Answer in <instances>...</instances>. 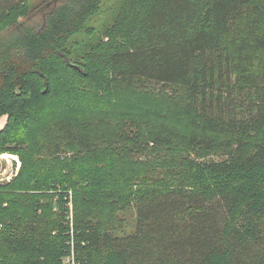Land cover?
Returning <instances> with one entry per match:
<instances>
[{
	"label": "trees",
	"instance_id": "obj_1",
	"mask_svg": "<svg viewBox=\"0 0 264 264\" xmlns=\"http://www.w3.org/2000/svg\"><path fill=\"white\" fill-rule=\"evenodd\" d=\"M103 1L0 39V153L21 161L0 264H62L70 243L81 264H264V0H117L94 27ZM29 2L0 0V35Z\"/></svg>",
	"mask_w": 264,
	"mask_h": 264
},
{
	"label": "rangeland",
	"instance_id": "obj_2",
	"mask_svg": "<svg viewBox=\"0 0 264 264\" xmlns=\"http://www.w3.org/2000/svg\"><path fill=\"white\" fill-rule=\"evenodd\" d=\"M60 1L61 0H30L28 14L24 17H20L18 22L16 24H14L12 27L11 26L6 27L0 35V39H2V40L7 39L9 34L18 28L16 26L19 23H20L19 27H21V25H26V26H31V27H39L44 20V16H45L46 12H48L54 5H56ZM116 1L117 0H104L103 5H102V9H101V11H102L101 14L96 16L92 20L91 25L94 27H100V28L106 27L108 25V23L110 22V19L112 16L111 11H113L112 9H113V6L116 3ZM54 74L59 76V77L64 76L63 72H61L60 70L54 71ZM145 89H149L150 91L157 93L161 89V87L157 86V84H152V85L145 87ZM126 120H130V119H127V116L125 114H122L119 122H123V124H125ZM131 122H135V121H131ZM112 144H114V140H111L110 145H112ZM0 155H2V158H4L5 156L9 157V155H14L16 157V159L19 161V165L17 167L16 172H14L13 175L11 176V178L8 180V181H10L17 174V172L19 170V167L21 165L20 158L18 157V155L7 153V152L0 153ZM133 158L134 159H140V160L146 159L145 156H143V157L137 156V157H133ZM0 161H1V156H0ZM0 167H1V165H0ZM0 170H1V168H0ZM8 181L6 180L0 185H3L4 183H7ZM47 192L54 194L52 210L54 212L59 211V204L58 203L60 201V198H62V200L64 201V203L62 205H63V210L65 213V222H72V219H73V188L68 187L66 185L61 186L60 184H54L53 183L51 185V188ZM117 215H118V218L121 219L122 224L123 225L125 224L124 233H130L134 228V227H132L134 225V222H135L134 221L135 220L134 210H130V212H127L126 214L119 213Z\"/></svg>",
	"mask_w": 264,
	"mask_h": 264
},
{
	"label": "built area",
	"instance_id": "obj_3",
	"mask_svg": "<svg viewBox=\"0 0 264 264\" xmlns=\"http://www.w3.org/2000/svg\"><path fill=\"white\" fill-rule=\"evenodd\" d=\"M0 156H1L0 184H2L6 180L8 181L13 175V173L16 172L17 167L19 165V161L14 159L16 161V166H14L12 163L13 159L11 157L2 158V155ZM70 246H71L70 251L62 257V264H81L76 259L75 252L73 249V243H70Z\"/></svg>",
	"mask_w": 264,
	"mask_h": 264
},
{
	"label": "crops",
	"instance_id": "obj_4",
	"mask_svg": "<svg viewBox=\"0 0 264 264\" xmlns=\"http://www.w3.org/2000/svg\"><path fill=\"white\" fill-rule=\"evenodd\" d=\"M6 119L7 116L6 115H2L0 116V129L4 126V124L6 123Z\"/></svg>",
	"mask_w": 264,
	"mask_h": 264
},
{
	"label": "bare ground",
	"instance_id": "obj_5",
	"mask_svg": "<svg viewBox=\"0 0 264 264\" xmlns=\"http://www.w3.org/2000/svg\"><path fill=\"white\" fill-rule=\"evenodd\" d=\"M7 156H5L4 158H6ZM9 157H11L12 159H15V160H17L16 159V157L14 156V155H9ZM18 161V160H17Z\"/></svg>",
	"mask_w": 264,
	"mask_h": 264
},
{
	"label": "water",
	"instance_id": "obj_6",
	"mask_svg": "<svg viewBox=\"0 0 264 264\" xmlns=\"http://www.w3.org/2000/svg\"><path fill=\"white\" fill-rule=\"evenodd\" d=\"M12 163L14 166H16V161L14 159H13Z\"/></svg>",
	"mask_w": 264,
	"mask_h": 264
}]
</instances>
